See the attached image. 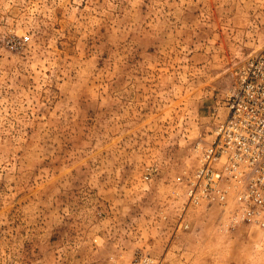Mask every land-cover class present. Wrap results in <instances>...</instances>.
Here are the masks:
<instances>
[{
	"label": "rangeland",
	"instance_id": "rangeland-1",
	"mask_svg": "<svg viewBox=\"0 0 264 264\" xmlns=\"http://www.w3.org/2000/svg\"><path fill=\"white\" fill-rule=\"evenodd\" d=\"M264 0H0V264H264L188 207Z\"/></svg>",
	"mask_w": 264,
	"mask_h": 264
},
{
	"label": "built area",
	"instance_id": "built-area-1",
	"mask_svg": "<svg viewBox=\"0 0 264 264\" xmlns=\"http://www.w3.org/2000/svg\"><path fill=\"white\" fill-rule=\"evenodd\" d=\"M200 166L188 181V207L234 208L228 222L264 228V49L236 74L226 113L209 144H197ZM132 264H156L137 256Z\"/></svg>",
	"mask_w": 264,
	"mask_h": 264
}]
</instances>
